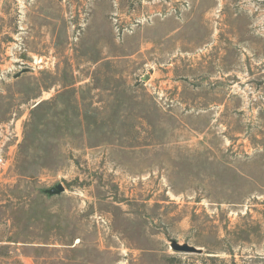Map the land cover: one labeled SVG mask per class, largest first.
I'll use <instances>...</instances> for the list:
<instances>
[{
	"label": "rangeland",
	"instance_id": "obj_1",
	"mask_svg": "<svg viewBox=\"0 0 264 264\" xmlns=\"http://www.w3.org/2000/svg\"><path fill=\"white\" fill-rule=\"evenodd\" d=\"M0 155V264H264V0H0Z\"/></svg>",
	"mask_w": 264,
	"mask_h": 264
},
{
	"label": "water",
	"instance_id": "obj_2",
	"mask_svg": "<svg viewBox=\"0 0 264 264\" xmlns=\"http://www.w3.org/2000/svg\"><path fill=\"white\" fill-rule=\"evenodd\" d=\"M57 190H62V186L58 185ZM170 247L176 251H181V252H199L200 249L197 247H194L192 245H188L187 243L180 244L176 241H171Z\"/></svg>",
	"mask_w": 264,
	"mask_h": 264
},
{
	"label": "built area",
	"instance_id": "obj_3",
	"mask_svg": "<svg viewBox=\"0 0 264 264\" xmlns=\"http://www.w3.org/2000/svg\"><path fill=\"white\" fill-rule=\"evenodd\" d=\"M3 163V157L0 155V165Z\"/></svg>",
	"mask_w": 264,
	"mask_h": 264
}]
</instances>
